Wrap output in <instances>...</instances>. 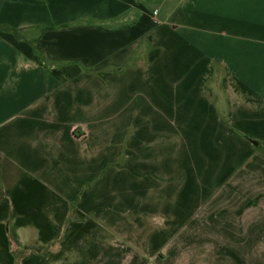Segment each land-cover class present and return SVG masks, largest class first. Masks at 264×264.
<instances>
[{
	"label": "crops",
	"instance_id": "crops-1",
	"mask_svg": "<svg viewBox=\"0 0 264 264\" xmlns=\"http://www.w3.org/2000/svg\"><path fill=\"white\" fill-rule=\"evenodd\" d=\"M0 25V264H264V0H4Z\"/></svg>",
	"mask_w": 264,
	"mask_h": 264
},
{
	"label": "trees",
	"instance_id": "trees-1",
	"mask_svg": "<svg viewBox=\"0 0 264 264\" xmlns=\"http://www.w3.org/2000/svg\"><path fill=\"white\" fill-rule=\"evenodd\" d=\"M2 4H4V0H0V8L2 6ZM0 31H11L15 34H17V30L15 29H11V28H8V27H4L2 25H0ZM152 48L149 47V50H151ZM141 46L138 48V50L136 51V53L134 54V56L132 57V59L127 63L125 64L124 66H122L119 71H122V70H127V69H130V68H134L137 66V62L141 59L142 57V54H141ZM16 255H20V253H16Z\"/></svg>",
	"mask_w": 264,
	"mask_h": 264
}]
</instances>
